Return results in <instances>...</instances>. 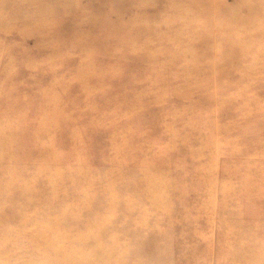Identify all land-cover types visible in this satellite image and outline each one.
Here are the masks:
<instances>
[{"label": "rangeland", "instance_id": "374dc122", "mask_svg": "<svg viewBox=\"0 0 264 264\" xmlns=\"http://www.w3.org/2000/svg\"><path fill=\"white\" fill-rule=\"evenodd\" d=\"M0 264H264V0H0Z\"/></svg>", "mask_w": 264, "mask_h": 264}]
</instances>
